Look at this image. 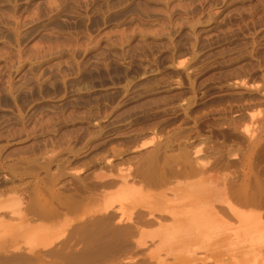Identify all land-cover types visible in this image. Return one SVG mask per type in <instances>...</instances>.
<instances>
[{"label": "rangeland", "instance_id": "1", "mask_svg": "<svg viewBox=\"0 0 264 264\" xmlns=\"http://www.w3.org/2000/svg\"><path fill=\"white\" fill-rule=\"evenodd\" d=\"M262 224L264 0H0V264H264Z\"/></svg>", "mask_w": 264, "mask_h": 264}, {"label": "bare ground", "instance_id": "2", "mask_svg": "<svg viewBox=\"0 0 264 264\" xmlns=\"http://www.w3.org/2000/svg\"><path fill=\"white\" fill-rule=\"evenodd\" d=\"M125 182V181H124ZM200 185V184H199ZM200 187V186H199ZM200 189V188H199ZM193 190V189H192ZM210 190V189H209ZM193 191H195V190H193ZM202 192V191H201ZM215 192V191H214ZM205 193V195H206V193H209V192H204ZM135 193L134 192H129V193H126L125 195H124V197H123V200H125V201H128L129 203H132V212H133V210H135L138 206L134 203V202H136V196L134 195ZM200 195V194H199ZM202 195V194H201ZM204 195V196H205ZM209 195V194H208ZM208 197V196H207ZM210 197V196H209ZM214 197V196H213ZM201 198V197H200ZM203 198V197H202ZM205 198V197H204ZM208 199V198H207ZM212 199V198H211ZM205 200V199H204ZM203 200V201H204ZM215 199L213 200L212 199V201L210 200V198H209V200H207V201H205V207H204V210H206V211H216V205H215ZM192 204H193V202H192ZM195 204H196V202H195ZM202 204V203H201ZM142 207V209L145 207H143V206H141ZM110 208L111 207H109V206H107V207H105L104 209H103V214H107L108 213V211L110 210ZM139 208H140V206H139ZM145 209V208H144ZM219 212V211H218ZM154 213H156V214H159V215H161L160 213H165V214H170V213H174V210L173 211H171V210H168V209H156V208H154V209H152L150 212H148V214H147V220L149 219V221L151 220V219H156L157 217H156V214H154ZM201 213V212H200ZM110 215V217H111V215H112V213L111 214H109ZM130 215H131V213H129V217H130ZM187 215V214H186ZM198 215V214H197ZM189 217V216H188ZM196 217V216H195ZM108 218V217H107ZM142 217H140V219H141ZM144 218V217H143ZM181 218V217H180ZM190 218V217H189ZM199 218V217H198ZM111 219V218H110ZM161 219V218H160ZM108 220V219H107ZM141 220H144V221H146L145 219H141ZM137 221V222H142V221ZM180 220V219H179ZM202 220V219H201ZM143 221V222H144ZM143 224V223H142ZM220 224H223V222H219L218 223V225L217 224H215V223H211V224H209L208 226H207V229L209 230V229H212L213 227H215V226H217V227H220ZM140 225V224H139ZM244 226H243V228L242 229H250V228H254V227H256L255 225H254V222H250L249 223V226H248V224H243ZM191 226V225H190ZM163 227V226H162ZM161 227V228H162ZM167 228V227H166ZM161 229V230H163L162 232H161V230H160V233L158 234L159 236H163V237H161V239H159L158 241H156V245L154 246V251H152V253H151V258L153 259L152 261H154L156 264H167V263H165L166 262V260H167V258L169 259H171V261H170V263L171 264H207V262H210L211 260H216L217 259V261H216V263L217 264H221V259H218L217 257L215 258L214 257V255L213 256H211L210 257V254L209 255H200L198 252L199 251H197V250H199V247H196V248H193V247H191V248H186V247H182V246H179V244H178V246L179 247H177V246H175V245H177L176 243H177V241H175V243H174V241L172 240V236L174 237L175 235H177L176 234V229H174V228H167V229ZM194 229V228H193ZM192 229V230H193ZM175 230V231H174ZM32 232H30V233H28V235L25 237V236H20V238L19 237H15V240H19L18 242H16V246H14V248L15 249H18V248H22V247H31V245L34 243V242H36V241H38V240H40V239H42L43 240V243H44V245H47V243H45L46 242V237H47V235L45 234V231L43 230V229H41V228H39L38 230L37 229H33V230H31ZM165 231V232H164ZM194 231H196V230H194ZM195 234V233H194ZM258 234H259V237L260 238H257L256 240L255 239H251V240H249L248 242H247V244H245V246H242L243 247V249L241 250V253L243 254V255H247V256H249V255H257V254H260L262 251H264V250H262L261 248L262 247H264V243H262V242H264V224H262V225H260V228L258 229ZM198 236V235H197ZM195 237H196V235H195ZM249 237H251V236H249ZM155 239V235L154 236H152V239ZM198 238V237H197ZM251 238H253V236L251 237ZM151 239V240H152ZM178 239V238H177ZM167 240H169V241H167ZM194 241V240H193ZM260 241V242H259ZM172 242V243H171ZM188 244V243H187ZM184 246V245H183ZM208 249V248H207ZM209 249H210V247H209ZM178 252V253H177ZM262 253H264V252H262ZM238 254V253H237ZM216 255V254H215ZM227 255V254H226ZM235 255V254H234ZM209 256V257H208ZM222 256H224V255H222ZM236 256V255H235ZM242 256V255H241ZM234 257V256H233ZM212 258H214V259H212ZM223 260V259H222ZM153 262V263H154ZM212 262V261H211ZM210 262V263H211Z\"/></svg>", "mask_w": 264, "mask_h": 264}]
</instances>
